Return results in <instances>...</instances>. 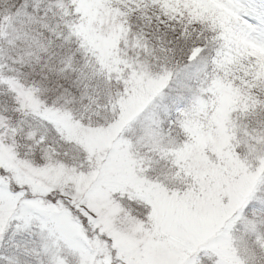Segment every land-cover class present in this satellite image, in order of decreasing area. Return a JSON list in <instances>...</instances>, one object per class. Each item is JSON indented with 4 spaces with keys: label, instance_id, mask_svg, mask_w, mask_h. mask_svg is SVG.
<instances>
[{
    "label": "snow or ice",
    "instance_id": "6c2138e0",
    "mask_svg": "<svg viewBox=\"0 0 264 264\" xmlns=\"http://www.w3.org/2000/svg\"><path fill=\"white\" fill-rule=\"evenodd\" d=\"M0 264H264V0H0Z\"/></svg>",
    "mask_w": 264,
    "mask_h": 264
}]
</instances>
